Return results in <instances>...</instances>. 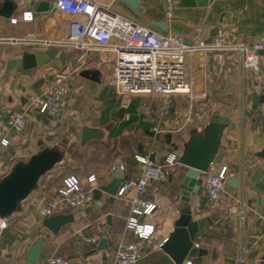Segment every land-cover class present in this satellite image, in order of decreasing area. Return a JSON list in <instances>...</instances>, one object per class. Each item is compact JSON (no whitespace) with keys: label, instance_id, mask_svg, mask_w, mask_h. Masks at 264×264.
I'll return each mask as SVG.
<instances>
[{"label":"crops","instance_id":"obj_1","mask_svg":"<svg viewBox=\"0 0 264 264\" xmlns=\"http://www.w3.org/2000/svg\"><path fill=\"white\" fill-rule=\"evenodd\" d=\"M95 1L160 33L183 35L188 42L211 40L225 23L236 27L239 41L264 35V0H180L172 18L163 0H138L137 8L125 0ZM0 9L11 12L0 14V184L27 170L36 177L28 194L5 214L0 264H49L52 256L67 257L71 264L112 260L119 244L132 241L140 247L137 264H174L159 243L180 216V159L193 141L204 142L209 133L218 136V146L207 173L227 166V178L217 201L206 194L207 173L191 194L193 218L203 225L195 244L203 252L184 264H264V121L258 113L264 102V57L255 71L236 52L188 55L192 93L173 95L165 123L159 116L161 95L115 91L110 53L60 43L66 14L53 0H0ZM26 11L32 12L31 20L23 19ZM51 48L57 50L54 58L48 55ZM25 53L39 55L40 64L30 72L11 65ZM58 73L70 79L67 101L59 115L41 114L32 101ZM9 110L26 115L23 131L8 123ZM149 149L156 151L159 162L175 155L177 163L168 168L165 180L153 182L142 195L157 206L141 217L155 226L154 233L139 239L127 228L128 198L137 192L121 198L115 183L117 177L138 178L135 156ZM72 174L93 188V201L42 217L39 205L55 197ZM91 175L96 176L93 182Z\"/></svg>","mask_w":264,"mask_h":264},{"label":"built area","instance_id":"obj_2","mask_svg":"<svg viewBox=\"0 0 264 264\" xmlns=\"http://www.w3.org/2000/svg\"><path fill=\"white\" fill-rule=\"evenodd\" d=\"M55 8L66 16L61 20L60 43L81 49H101L112 55L114 68L112 86L118 94H159L161 106L159 116L169 123L173 95L192 93V80L187 77L186 57L195 52H236L241 55L243 65L259 71L264 57V35L257 36L251 42L239 41L235 37L236 27L225 23L211 39H199L188 42L180 34H163L151 27L115 12L95 0H53ZM180 0H163L168 17L175 14ZM31 11L24 12L23 19L31 20ZM16 21V18H13ZM70 92V79L65 73H58L48 84L42 96L32 101V105L44 115L57 116L62 111ZM258 113L264 121V102L258 105ZM1 117V116H0ZM8 123L17 131L27 126L24 113L8 111ZM8 139L2 143L7 144ZM154 149L137 153L136 161L141 169L138 178L121 181L117 196L128 198V192L136 190L129 197L131 215L127 218V228L139 239H148L155 231L153 224L141 222V217L154 212L157 204L145 200L142 195L150 184L165 180L168 168L177 163L175 155H169L165 161L156 159ZM120 168L124 166L120 164ZM227 178V166L206 175L205 191L211 201H217L224 191ZM89 182L96 180L95 175L88 177ZM93 201V188L86 187L77 175H68L63 179L57 195L43 201L38 212L42 217H50L65 208H81ZM8 226L7 217L0 216V228ZM88 241H95L88 238ZM141 256L137 241L118 245L112 260L90 259L87 264H137ZM49 264H71L67 257L52 256ZM187 264H191L189 261Z\"/></svg>","mask_w":264,"mask_h":264},{"label":"water","instance_id":"obj_3","mask_svg":"<svg viewBox=\"0 0 264 264\" xmlns=\"http://www.w3.org/2000/svg\"><path fill=\"white\" fill-rule=\"evenodd\" d=\"M125 1L133 8L138 7V0ZM202 1L206 3V0ZM42 7H44V3H41ZM0 14L10 16L11 12H5L0 9ZM56 51V48H51L48 55L54 58ZM39 64V55L36 53H25L22 59L11 62V65L22 66L27 72H30ZM84 75L88 76L89 72H85ZM217 146L218 136L209 133L204 142L193 141L184 157L180 159V170L183 173V177L176 195L180 216L175 221L173 232L164 241L159 243L161 249L174 264H184L186 258L195 256L198 252H203V249H199L195 244L196 234L201 230L203 225L200 220L193 218L190 196L196 190L200 179L207 173L209 164L215 158ZM35 178L34 173L31 170H27L0 184V216L4 217L17 199L23 198L28 194L34 185ZM121 181L120 177L116 178L115 185L118 188ZM230 183L234 185L232 182ZM108 190L112 192V190ZM110 218L111 216L107 217L108 220ZM105 262L108 263V260H105ZM152 264L157 263L154 262Z\"/></svg>","mask_w":264,"mask_h":264}]
</instances>
